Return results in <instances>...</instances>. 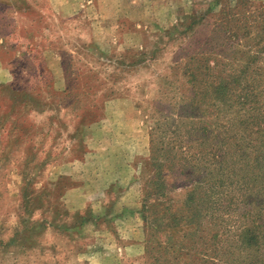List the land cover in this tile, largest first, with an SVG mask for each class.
I'll list each match as a JSON object with an SVG mask.
<instances>
[{
	"label": "rangeland",
	"instance_id": "rangeland-1",
	"mask_svg": "<svg viewBox=\"0 0 264 264\" xmlns=\"http://www.w3.org/2000/svg\"><path fill=\"white\" fill-rule=\"evenodd\" d=\"M262 37L264 0H0V264H145L151 127L169 116L196 154L167 183L197 180L184 72L203 54L237 80L246 50L264 69ZM187 190L168 197L182 206ZM212 225L203 219L202 233ZM231 229L224 245L237 241ZM183 243L179 264H225L213 251L201 262L199 237Z\"/></svg>",
	"mask_w": 264,
	"mask_h": 264
},
{
	"label": "trees",
	"instance_id": "trees-1",
	"mask_svg": "<svg viewBox=\"0 0 264 264\" xmlns=\"http://www.w3.org/2000/svg\"><path fill=\"white\" fill-rule=\"evenodd\" d=\"M245 52L249 61L239 69L237 80L231 70L211 66L203 54H199V62L192 57L194 66H187L184 72L188 88L184 92L186 103L181 106L187 121L192 113L199 115V174L193 172L196 166L189 169L197 180L173 179L170 185L167 183L166 174L184 172L181 166L191 163L189 158H196V154L189 145L182 144V134L168 130L169 116L156 119L151 127L150 160L154 172L143 181L140 210L146 231L145 264H161L160 258L165 256L163 263L179 264L181 257L189 254L182 252L186 246L175 248L177 241L181 238L183 245H193L198 237L203 263L213 260L208 256L213 251L227 257L225 264H264V69L252 65L259 52ZM193 130L188 131L189 137ZM188 185L190 190L182 206L177 207L168 192L176 186L189 189ZM182 210L189 215L179 216ZM232 214H237L235 226L227 224ZM205 218L215 228L202 233L200 222ZM186 223L192 226L187 232L179 230L177 237L169 234L172 228ZM231 227L237 228V241L224 245L221 239L231 234ZM160 232L167 239L160 240ZM234 250L240 255L236 259L231 258ZM241 251L246 253L245 259ZM184 262L191 264L187 259Z\"/></svg>",
	"mask_w": 264,
	"mask_h": 264
}]
</instances>
